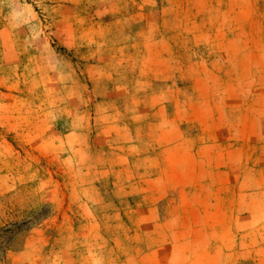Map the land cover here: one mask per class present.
Returning a JSON list of instances; mask_svg holds the SVG:
<instances>
[{
	"label": "rangeland",
	"instance_id": "1",
	"mask_svg": "<svg viewBox=\"0 0 264 264\" xmlns=\"http://www.w3.org/2000/svg\"><path fill=\"white\" fill-rule=\"evenodd\" d=\"M0 264H264V0H0Z\"/></svg>",
	"mask_w": 264,
	"mask_h": 264
}]
</instances>
